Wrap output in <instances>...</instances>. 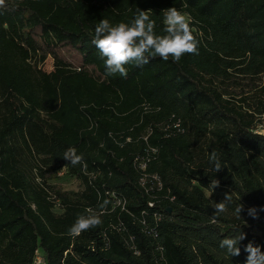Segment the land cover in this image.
I'll return each mask as SVG.
<instances>
[{"label": "trees", "instance_id": "16d2710c", "mask_svg": "<svg viewBox=\"0 0 264 264\" xmlns=\"http://www.w3.org/2000/svg\"><path fill=\"white\" fill-rule=\"evenodd\" d=\"M173 6L191 15L199 54L106 75L99 20L152 9L162 33ZM263 127L264 0H5L0 264H33L37 250L46 264H245L249 242L264 251ZM68 147L82 164L61 157ZM65 165L79 189L54 182ZM225 193L228 211L213 219ZM103 200L102 225L70 238L77 214ZM240 231L241 253L226 259L219 242Z\"/></svg>", "mask_w": 264, "mask_h": 264}, {"label": "clouds", "instance_id": "9594fccd", "mask_svg": "<svg viewBox=\"0 0 264 264\" xmlns=\"http://www.w3.org/2000/svg\"><path fill=\"white\" fill-rule=\"evenodd\" d=\"M5 0H0L3 6ZM182 7H187L183 4ZM152 9L141 10L137 8L134 17L129 22H117L113 24L108 19L99 20L94 29L92 43L104 59L106 75L127 77L126 65L140 66L149 63L150 58L159 57L164 61L171 59L178 63L185 55L199 54V40L192 27L193 21L189 13L179 10L177 7H168L161 11L162 33L156 32V21L152 18ZM70 165L76 166L83 163V155L78 154L76 147H68L62 156ZM208 162L216 173L222 169L218 153L213 150L208 155ZM67 164V165H69ZM65 165L64 167H66ZM219 187L218 180H212L209 184L210 195ZM232 200L229 193H225L220 202H213V219L228 211V203ZM109 200L98 203L96 208H86L83 213L77 214L74 223L67 229V235L75 239L82 233L102 225V216L106 213ZM243 205L239 204L235 210L236 218H241ZM248 214L256 218V209L249 208ZM245 234L239 232L235 236H225L219 242V248L223 250L226 259L239 256L241 249L238 246L244 240ZM244 251L247 253L245 264H264V251L259 245L249 242Z\"/></svg>", "mask_w": 264, "mask_h": 264}, {"label": "rangeland", "instance_id": "374dc122", "mask_svg": "<svg viewBox=\"0 0 264 264\" xmlns=\"http://www.w3.org/2000/svg\"><path fill=\"white\" fill-rule=\"evenodd\" d=\"M59 53L62 56H66L70 60H75L77 58L74 51L67 48V47L59 50ZM50 63H51V57L48 56L46 61L43 63V65L48 67L50 65ZM260 131H262L264 133V127L261 128ZM33 174H34V172L31 173V176ZM53 180H54V182H57V184H60L63 188H65L67 190H77L80 187V181L76 180L73 176H70V175L69 176H61V177L56 176ZM53 208L55 211L60 210V208L57 206L56 203L53 205ZM37 252H40V251L37 250ZM33 264H34V259H33Z\"/></svg>", "mask_w": 264, "mask_h": 264}, {"label": "built area", "instance_id": "2783aa9c", "mask_svg": "<svg viewBox=\"0 0 264 264\" xmlns=\"http://www.w3.org/2000/svg\"><path fill=\"white\" fill-rule=\"evenodd\" d=\"M56 176H58V177L69 176L67 168L66 167L60 168L56 172ZM34 264H45L43 256H42V254L40 252L36 251L35 256H34Z\"/></svg>", "mask_w": 264, "mask_h": 264}, {"label": "water", "instance_id": "95a60500", "mask_svg": "<svg viewBox=\"0 0 264 264\" xmlns=\"http://www.w3.org/2000/svg\"><path fill=\"white\" fill-rule=\"evenodd\" d=\"M168 211H169V209H168Z\"/></svg>", "mask_w": 264, "mask_h": 264}]
</instances>
